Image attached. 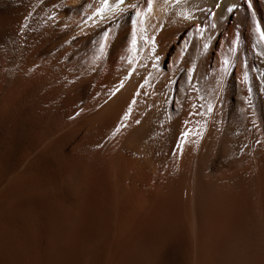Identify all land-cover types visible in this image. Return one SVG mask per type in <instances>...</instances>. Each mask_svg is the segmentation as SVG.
Wrapping results in <instances>:
<instances>
[{"label": "bare ground", "instance_id": "obj_1", "mask_svg": "<svg viewBox=\"0 0 264 264\" xmlns=\"http://www.w3.org/2000/svg\"><path fill=\"white\" fill-rule=\"evenodd\" d=\"M0 264H264V0H0Z\"/></svg>", "mask_w": 264, "mask_h": 264}, {"label": "rangeland", "instance_id": "obj_2", "mask_svg": "<svg viewBox=\"0 0 264 264\" xmlns=\"http://www.w3.org/2000/svg\"><path fill=\"white\" fill-rule=\"evenodd\" d=\"M236 10H237V6L234 7V10L233 11L235 12Z\"/></svg>", "mask_w": 264, "mask_h": 264}]
</instances>
